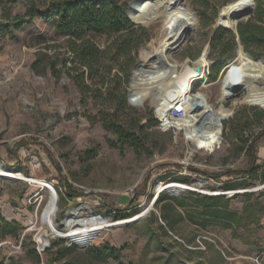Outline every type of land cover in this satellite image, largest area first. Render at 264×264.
<instances>
[{
	"label": "rangeland",
	"instance_id": "1",
	"mask_svg": "<svg viewBox=\"0 0 264 264\" xmlns=\"http://www.w3.org/2000/svg\"><path fill=\"white\" fill-rule=\"evenodd\" d=\"M119 1L129 14L130 0ZM253 1V12L245 15L250 0H183L194 12V31L165 58L179 74L185 64L193 70L200 64L204 75L191 81L190 90L202 93L214 107L223 99L221 79L226 69H222L247 50L236 40L233 57L215 72L210 37L217 27H226L218 24L221 10L222 22L238 23L255 14L257 0ZM49 2L0 0V166L26 177L0 174V215L15 223L0 237V264H36L34 248L42 256L40 264H45L46 248L71 244L75 249L70 254L51 258L50 264H62L71 255L89 262L86 248L105 242L120 247L121 256L102 264H264V109L242 101L264 89V76L262 83L250 81L236 104L228 99L219 106L233 108L231 116L222 119L219 142L213 148L197 147L182 127L162 130L156 124L144 128V140L148 137L153 152L136 153L118 142L100 118L110 111L126 122L137 117L144 124L157 120L153 99L162 93L145 89V95L136 98L138 104L128 100L120 107L97 92H82L75 79L85 68L69 49L68 35L56 32V17H25L27 8L42 10ZM163 20L158 14L147 23H137L150 37L137 50L135 63L142 60L145 47L160 44ZM96 40L103 47L108 38L98 35ZM207 45L205 57L202 51ZM248 53L242 55L254 58L260 67L251 61L235 64L249 67L253 76L264 75V62L257 58L263 56ZM130 77L131 73L124 84L126 95ZM233 120L248 123L241 135L260 132L253 155L241 147ZM248 168L253 171L246 186L240 174L224 172ZM177 177L181 178L174 180ZM41 180L49 187H41ZM168 181L189 187L157 193L158 185ZM231 184L236 187L227 188ZM51 188L56 191V210L46 221L42 212ZM208 194L224 198L216 207H205ZM230 211L236 215H228ZM90 219L100 220L102 227L82 238L67 235L78 226L68 227L66 221Z\"/></svg>",
	"mask_w": 264,
	"mask_h": 264
},
{
	"label": "trees",
	"instance_id": "2",
	"mask_svg": "<svg viewBox=\"0 0 264 264\" xmlns=\"http://www.w3.org/2000/svg\"><path fill=\"white\" fill-rule=\"evenodd\" d=\"M222 1L228 2L230 0ZM35 15L46 18L56 17V32L60 35H68L69 49L77 58L79 64L85 68L81 75L75 79L82 92L91 90L97 92L99 96L104 95L106 100L118 102L120 107L127 106L128 98L124 84L128 81L135 65L137 50L150 36L144 26L137 25L130 18L122 2L119 0H50L49 4L42 10L34 6L27 8L26 18H32ZM25 20L21 17L20 22H25ZM223 23L234 26L236 22ZM237 31L240 41L248 52L255 56L261 55L264 57V0H257L255 14L246 20L239 21ZM98 35H105L108 38L103 47L96 40ZM236 40L237 35L230 28L217 27L213 31L209 40V56H213L214 59L211 65L213 71L216 72L233 57V47ZM243 52L247 53L246 51H240L228 68L238 62L248 63L250 61L256 67H260L254 61V58L244 57ZM54 70L53 65V73ZM85 71L87 72V79L90 80L89 82L85 80ZM212 77L215 78L214 75ZM100 120L106 129L117 135V140L121 144L132 146L136 153L153 152L148 137H145L144 140V128L146 125H156V119H150L147 124L139 123L140 117L135 118L134 121L126 122L116 113L106 111ZM231 126L236 131L237 139L241 141V147H247V151L253 155V149L260 132L253 133L250 131L249 135L244 136L241 134L249 126L247 122L238 125L237 121L233 120ZM252 171L251 168H248L230 169L224 172L235 176L240 174L244 180L242 185L246 186L249 184ZM180 178L177 177L174 180ZM184 180L186 181V179ZM235 187V184L227 186V188ZM243 194L247 196L249 192L246 191ZM223 198L222 195L208 194L205 196L203 205L205 207H216ZM227 214L236 215L233 211ZM7 227L15 228V223L0 215V237L5 235L4 230ZM73 249H75L73 244L62 245L55 250H52L51 247L46 248L45 264H50V261L54 258L55 260L64 258ZM84 253L92 261L86 262L80 256L71 255L62 264H102L108 258L119 260L121 248L105 242L99 246L86 248ZM33 254L36 258V264H40L42 262L41 254L35 248Z\"/></svg>",
	"mask_w": 264,
	"mask_h": 264
},
{
	"label": "bare ground",
	"instance_id": "3",
	"mask_svg": "<svg viewBox=\"0 0 264 264\" xmlns=\"http://www.w3.org/2000/svg\"><path fill=\"white\" fill-rule=\"evenodd\" d=\"M182 3L183 0H144L140 4L138 10L134 12V18L136 20L143 19L147 22L158 14H162L164 17L160 44L156 47H152L151 45L149 47H145L143 49L144 53L142 52L141 55L143 61L149 60L151 55L156 56L157 54H162L165 56V53L170 52V48L173 46V44L180 40L181 37L179 32L172 26L176 20L180 21L182 25H194V12L190 7L184 6ZM250 3L252 7V0H250ZM222 12L223 11L221 10L220 21ZM245 15H247V13ZM227 26L234 27L231 25ZM204 49L202 54H205ZM167 62L169 64L164 65L161 71L154 72L152 75L146 76L135 74L133 76L131 83V93L135 96L133 103L138 104L139 102L136 101L137 96L141 97L145 95L146 90L152 88V91L154 90L162 93L160 96H158V98L153 99L154 105H157L156 112L158 115H161L165 108L172 105L175 100H178L179 98L184 99L186 114L177 121L178 128H184L187 139L194 142L197 147L206 149L213 148L219 142L221 130L216 116H227L233 108L232 106V108L226 109L219 108V106H224L223 102L225 100H228L225 96L226 94H229L226 85L229 84V87H231L235 79H241L243 81L247 80L250 84V81L252 80H249V77H253V75L249 73V67L235 64L228 68L227 74L221 84V97L223 99H220L218 104L214 107L208 103L206 98L203 97L202 93L191 92L190 85L191 81L193 80L192 72L194 71L191 66L185 64L182 73L179 74L178 70L176 69V65L174 63H170L168 60ZM189 95H192V98H188ZM228 97L229 100H232L234 104H236L239 100V98L235 97L234 95H228ZM194 100H198L202 105L199 109L190 110ZM244 101L248 103H257L264 109V89L251 92L249 95H247ZM204 115L207 116L202 118ZM200 120L202 121V125L199 129H197L196 123ZM0 174L6 177L15 176L21 177L22 179L26 178L22 173H15V171L3 168L1 166ZM39 185L41 187H49V184L42 180L40 181ZM188 187L189 186L187 184L179 181H168L166 183H160L156 189V192L160 193L162 189L172 190ZM51 190L52 192L49 200L42 212V217L46 221H50L54 217L56 210V191L54 188H51ZM156 198H158V195ZM64 225L68 227H75L77 225L78 227L69 231L67 235L78 238H82L85 234L89 233L93 229L102 227L101 221L98 219H90L86 221L70 220L66 221ZM56 230L57 229L53 227V231Z\"/></svg>",
	"mask_w": 264,
	"mask_h": 264
},
{
	"label": "water",
	"instance_id": "4",
	"mask_svg": "<svg viewBox=\"0 0 264 264\" xmlns=\"http://www.w3.org/2000/svg\"><path fill=\"white\" fill-rule=\"evenodd\" d=\"M143 1L144 0H130L129 1V16L136 23H147L146 20H143V19L142 20H136L134 18V12H136L138 10L140 4ZM253 5H254V1L252 0V7H251V9L248 10V12H247L248 15L253 12V8H254ZM218 24L230 28L237 35V41L240 40L239 39V35H238V31H237V23L234 25V27L227 26V25L223 24L220 21V14H219ZM172 26H173L174 29H176L179 32V35H180L181 38H180L179 41H177L176 43L173 44V46L170 48V51L175 50L176 48L179 47V45L183 41L191 38V36L193 34V31H194V25H190V26L189 25H182L181 22L177 21V20L173 23ZM204 50H205V55L207 57V54H208V51H209V45H207ZM149 58L150 59L147 60V61L141 60V61H138V62L135 63V65L132 68V72H131V77H130L131 83H132L133 76L135 74L146 75V76L148 75L149 76V75H152L154 72L161 71L164 65L169 64L167 62L165 56L162 55V54H157L156 56L151 55ZM257 58H259L261 61L264 62V57H257ZM235 59H236V55L234 56V58L231 61H229L225 65V67L222 69L221 72H223L225 69L228 70V67L230 66L231 62H233ZM200 72H201V65L200 64H196L195 65V69L192 72L193 79L199 77V75L201 74ZM226 74H227V71L224 73L223 78L221 79L222 81L224 80ZM262 79H263L262 75L249 77V80L257 81L259 83H262ZM230 82H231V80H230ZM228 83H229V81H228ZM226 86L228 88L227 91L229 92V94L225 95L227 99H229L228 95H234L235 97L239 98L241 91L244 88H248L249 87V83H248L247 80L243 81L241 79L240 80L239 79H235L233 81V85L231 87H229V84H227ZM246 97L247 96L243 97L242 100H245ZM127 98H128L129 101L133 102V99L135 98V96L132 95L131 90L128 92ZM188 98H192V95H189ZM250 104L258 105L257 103H250ZM201 105L202 104L198 100H194L193 101V105H192L190 110L199 109L201 107ZM231 114H232V111L227 116H216L218 121H219L220 128H222V122H221L222 119H225V118L231 116ZM205 116H207V115H204L202 118H204ZM201 125H202V121L200 120V121H198L196 123V128L199 129Z\"/></svg>",
	"mask_w": 264,
	"mask_h": 264
},
{
	"label": "built area",
	"instance_id": "5",
	"mask_svg": "<svg viewBox=\"0 0 264 264\" xmlns=\"http://www.w3.org/2000/svg\"><path fill=\"white\" fill-rule=\"evenodd\" d=\"M203 75L204 73L200 74L199 77H202ZM156 110L157 109H155V111ZM185 114V100L179 98L178 100H175L172 105L165 108L161 115H157V126L162 130H168L175 127L178 128L177 121L184 117Z\"/></svg>",
	"mask_w": 264,
	"mask_h": 264
}]
</instances>
